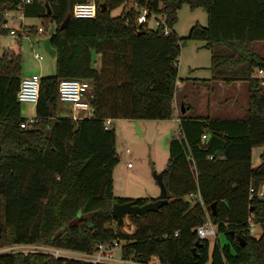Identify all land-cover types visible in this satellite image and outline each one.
<instances>
[{"label": "trees", "instance_id": "trees-1", "mask_svg": "<svg viewBox=\"0 0 264 264\" xmlns=\"http://www.w3.org/2000/svg\"><path fill=\"white\" fill-rule=\"evenodd\" d=\"M83 1L30 0L22 6L24 16L46 21L45 29L54 23L50 41L56 49L55 72L40 76L34 120L25 127L16 97L20 55L9 49L0 55V244L91 253L97 243L115 239L122 258L141 264H264V151L256 166L251 163L252 148L264 145V75L253 76L256 68L264 70V56L252 45L264 41V0H94V17L74 16L73 4ZM20 2L0 0V16ZM183 3L203 8L206 24L195 22L178 36L173 25ZM141 9L145 20L138 22ZM152 16L154 27L148 25ZM186 39L204 41L210 80L247 82L246 114H185L191 107L184 103L160 172L168 199L157 210L127 215L134 229L126 233L123 221L112 216V203L141 205L153 198L113 195L119 157L115 131L103 121L171 117ZM61 78L88 81L89 115H56ZM207 217L217 228L211 249L196 232ZM248 217L260 227L258 236L249 232ZM0 264L112 263L6 251Z\"/></svg>", "mask_w": 264, "mask_h": 264}, {"label": "rangeland", "instance_id": "rangeland-1", "mask_svg": "<svg viewBox=\"0 0 264 264\" xmlns=\"http://www.w3.org/2000/svg\"><path fill=\"white\" fill-rule=\"evenodd\" d=\"M120 10V7L114 8L110 14L112 16L117 15ZM14 12L19 14L18 11ZM4 18L6 17L3 12L2 17L0 16V28H4L3 31H0V55L7 49L19 53L21 75L37 73L40 76H45L53 74L55 72L54 58L50 57L36 40V37L46 35V21L43 22L37 17L24 16L21 20L23 24L19 27L16 20L8 18L5 22L6 25H4ZM195 22L202 25L206 24L205 10L201 7L192 9L183 3L177 10V20L173 28L178 36H184ZM148 25L150 27L156 26V20L153 16L149 18ZM38 26L43 28L42 32L37 31ZM10 27L16 28V35H11L8 32ZM263 42L254 41L252 45L262 53L264 46L259 43ZM203 44L204 41L200 39H186L180 47L178 56V79L189 82V86L192 87V90H188L189 87L186 85L183 90L187 97L186 102L191 104L190 112L208 114L211 117L245 116L247 109L246 87L236 83H224L228 87L223 88L215 83L211 85L207 83L211 81L209 79L211 73L208 68L210 53ZM38 54L41 55V58L37 56ZM208 87L211 89L208 90ZM229 95L233 97L228 98ZM84 97L89 100L90 92L88 90ZM208 101L211 106L208 104L207 107ZM57 106L60 107L64 116L73 117L74 110L70 102L58 100ZM22 112V115L31 114L33 112L31 104L27 102L26 109ZM111 127L115 131V149L119 157L112 171L113 195L115 197L148 198L153 193L156 196L159 192V186L153 174L160 173L167 162V141L174 131H177L178 127L175 115L167 119H139L138 121L129 118H113ZM256 155L257 148H254L253 161L256 160ZM127 163H130L129 166ZM121 229L126 233L134 229L126 214L123 217ZM253 234L254 236L260 234L258 225L254 226ZM218 238L220 242L223 241L221 234L218 235ZM208 239L210 241L209 249H211L214 238L209 237ZM46 250L44 245L39 244H16L12 246L0 244V253L6 251L27 253ZM65 255L70 254L65 253ZM74 256H79V254H74ZM120 256V248H116L114 258L117 259ZM156 263L157 260L154 259L153 264Z\"/></svg>", "mask_w": 264, "mask_h": 264}, {"label": "built area", "instance_id": "built-area-1", "mask_svg": "<svg viewBox=\"0 0 264 264\" xmlns=\"http://www.w3.org/2000/svg\"><path fill=\"white\" fill-rule=\"evenodd\" d=\"M30 0H21L19 4H17L14 8L8 9L4 11V22L3 24L6 25L8 19L16 20L17 26H21L22 17H24L22 13V6L24 3H28ZM18 11L19 14H15ZM96 12V6L94 0H86L83 2H76L72 6V14L76 17H94ZM8 18V19H7ZM19 20V21H18ZM145 20V9H141L139 15L137 16V21L142 22ZM156 20V19H155ZM162 21V19H160ZM158 21L156 20V23ZM38 32H42L43 28L41 26L37 27ZM11 35H16V28L10 27L8 31ZM24 33V32H22ZM21 33V34H22ZM20 34V35H21ZM41 58V55H37ZM264 70L261 68H256L253 72V76H263ZM39 81L40 75L37 73H31L29 75L21 76L18 89L16 91V97L19 102L31 103L35 105L37 98H38V91H39ZM89 87V83L85 79L79 78H61L57 84V91H58V100L60 101H67L70 102L73 108L85 109L89 112L91 111V107L89 103L84 99V94ZM34 120V114H31L25 117V120L20 123L21 127H25L28 123ZM179 120V119H178ZM111 120L110 118H105L103 121L104 128H108L110 126ZM179 132V126L177 127L176 134ZM205 135L202 134L201 138H204ZM127 150V149H126ZM211 158V156H208ZM130 163H127L129 166ZM262 191L260 189L259 194ZM189 197H196L197 193L189 194ZM249 227L248 230L251 234H253L254 226L252 219L248 217L247 219ZM196 232L199 238H209L215 237L217 233L216 225L211 222V220L207 217L203 220L201 224L196 227ZM120 241L112 240L111 242L107 243H97L94 247V251L91 253H84V252H77L71 251L67 249H59L54 248L50 253L53 256H66V257H73L83 260H88L91 262H103V263H112V264H141L139 262L133 261L131 259H124L121 256L117 259L114 258V252L116 248H120ZM49 252V251H48ZM70 254V255H65ZM73 254V255H72ZM74 254H79V256H74ZM153 260L151 259L147 263L144 264H153ZM156 264H159L158 262Z\"/></svg>", "mask_w": 264, "mask_h": 264}, {"label": "water", "instance_id": "water-1", "mask_svg": "<svg viewBox=\"0 0 264 264\" xmlns=\"http://www.w3.org/2000/svg\"><path fill=\"white\" fill-rule=\"evenodd\" d=\"M47 5V4H46ZM105 8L104 3L102 2L100 4V10L103 11ZM47 12H50V9L47 7ZM67 19H65L60 27H63L66 23ZM55 28V25L53 22H50L47 28V33L44 36H38L36 37L37 42L42 46L43 50L50 56L54 57L56 54V49L51 45V34L53 33ZM21 111L24 110V102H20ZM185 108L183 105H181V112H184ZM153 177L155 178L158 186H159V192L158 194L149 201L138 205L133 203L131 200H126L123 202H117L114 201L111 205V213L114 219L118 224H121L123 221V215H129V214H144L148 211H154L157 210L160 206H162L168 199L166 188L164 185V182L162 180L161 174L156 173L153 174ZM212 212H214V203L211 204ZM243 244V242H241Z\"/></svg>", "mask_w": 264, "mask_h": 264}, {"label": "crops", "instance_id": "crops-1", "mask_svg": "<svg viewBox=\"0 0 264 264\" xmlns=\"http://www.w3.org/2000/svg\"><path fill=\"white\" fill-rule=\"evenodd\" d=\"M3 22H4V20H3ZM34 25V24H33ZM259 44H261V45H263L264 46V42L263 43H259ZM204 45V44H203ZM206 48V47H205ZM254 49H255V51L259 54V55H261V56H264V50L262 51V53H260L261 51L260 50H257L255 47H254ZM97 57H96V62H95V65L97 66L98 65V54L96 55ZM21 76H25V75H21ZM187 80V79H186ZM195 82V81H194ZM194 82H191L192 84L194 83ZM208 84H212V83H215L216 85H219V86H221V87H228V86H225V84H224V82H222V81H215V80H211L210 82H207ZM233 84H238L239 86H242V87H246V92H247V82H245V81H234V82H232ZM186 85L189 87L188 88V90H192V87H190L189 86V82H187V81H181V80H179V79H177V81H176V91H175V95H174V98H173V101H172V104H173V113H172V115L171 116H173V115H175V119H176V121H177V126H178V113L179 112H181V105H183L184 103L186 104V106H190L191 107V104H188L187 102H186V94H184L183 93V90H184V87H186ZM192 86V85H191ZM211 89V87H208V90H210ZM214 89V88H213ZM224 90V89H223ZM228 98H231V97H233V96H227ZM84 99H85V97H84ZM208 99V98H207ZM86 100V99H85ZM87 101V100H86ZM31 104V103H30ZM208 104L211 106V104L209 103V101H208V103H207V107H208ZM31 106H32V108H33V112H31V114H34V105L33 104H31ZM71 106H72V104H71ZM72 108H73V106H72ZM26 109V103L24 104V110ZM23 110V111H24ZM73 110H74V113H73V117L72 118H77V117H81V116H85V115H89L90 114V112L88 111V110H85V109H79V108H73ZM174 111H175V113H174ZM55 113H56V115H63V113H62V111L60 110V107L59 106H57L56 105V111H55ZM22 114H23V112H22ZM31 114H28V115H23V116H25V117H27V116H29V115H31ZM185 114H193L192 112H190V110H187L186 112H185ZM198 115H203V114H198ZM218 118H230L229 116H227V115H225V116H217ZM136 121H138V120H136ZM111 124V123H110ZM176 134V132L174 131V133L172 134V135H175ZM171 135V136H172ZM170 138V137H169ZM254 148H257V158H256V160L255 161H253V149ZM261 151H264V145H261V146H256V147H253L252 148V153H251V163H252V166H256L258 163H259V153L261 152ZM149 197H152V198H154L155 196L153 195V193H152V195H150ZM46 248H47V250L46 251H52L54 248L53 247H49V246H45ZM207 264H209V262H207Z\"/></svg>", "mask_w": 264, "mask_h": 264}]
</instances>
